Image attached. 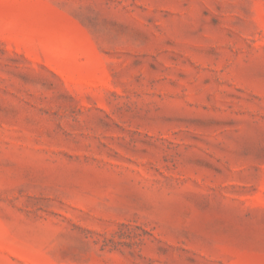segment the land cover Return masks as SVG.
I'll use <instances>...</instances> for the list:
<instances>
[{
	"label": "rangeland",
	"instance_id": "1",
	"mask_svg": "<svg viewBox=\"0 0 264 264\" xmlns=\"http://www.w3.org/2000/svg\"><path fill=\"white\" fill-rule=\"evenodd\" d=\"M0 264H264V0H0Z\"/></svg>",
	"mask_w": 264,
	"mask_h": 264
}]
</instances>
